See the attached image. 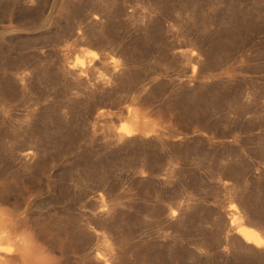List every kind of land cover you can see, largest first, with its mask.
I'll return each instance as SVG.
<instances>
[{
    "label": "rangeland",
    "instance_id": "1",
    "mask_svg": "<svg viewBox=\"0 0 264 264\" xmlns=\"http://www.w3.org/2000/svg\"><path fill=\"white\" fill-rule=\"evenodd\" d=\"M0 209L43 264H264V0H0Z\"/></svg>",
    "mask_w": 264,
    "mask_h": 264
},
{
    "label": "bare ground",
    "instance_id": "2",
    "mask_svg": "<svg viewBox=\"0 0 264 264\" xmlns=\"http://www.w3.org/2000/svg\"><path fill=\"white\" fill-rule=\"evenodd\" d=\"M130 119L131 127L124 128L120 131L121 136H128L134 133H148L146 126L143 122L142 115L138 112H131ZM31 153V151H30ZM28 154H26L27 156ZM29 157V155H28ZM5 212L0 209V264H11L14 260V256L19 258L22 264H43L46 262L45 258L41 256V253L34 249L33 239H24L22 242L18 240V233L7 232V222L3 221ZM232 223L238 224V232L248 242L260 245L261 235L259 231L253 227L243 225L241 223V216L233 214ZM6 244V246H4ZM96 261L109 262L105 256L98 254ZM98 263V262H97ZM100 264H103L100 262Z\"/></svg>",
    "mask_w": 264,
    "mask_h": 264
}]
</instances>
